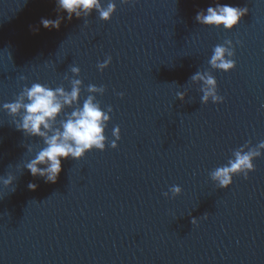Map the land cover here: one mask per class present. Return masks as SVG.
<instances>
[{"label":"water","instance_id":"1","mask_svg":"<svg viewBox=\"0 0 264 264\" xmlns=\"http://www.w3.org/2000/svg\"><path fill=\"white\" fill-rule=\"evenodd\" d=\"M217 2L249 11L232 30L196 21ZM116 3L105 21L95 10L68 20L56 0H0V105L33 82L70 90L64 77L76 65L81 105L95 84L106 86L95 94L101 107L113 108L105 150L63 159L55 183L24 168L43 141L0 109V176L16 178L0 183V264H264V154L228 188L209 175L234 149L264 140V0ZM58 16L59 30L40 23ZM226 39L236 60L228 72L208 64ZM197 71L216 77L223 102L201 103ZM172 185L182 187L175 197Z\"/></svg>","mask_w":264,"mask_h":264},{"label":"clouds","instance_id":"2","mask_svg":"<svg viewBox=\"0 0 264 264\" xmlns=\"http://www.w3.org/2000/svg\"><path fill=\"white\" fill-rule=\"evenodd\" d=\"M130 0H120L121 4H127ZM57 8L67 12V19L71 20L73 15L76 18L88 17L93 10L98 12L101 20H110L116 11V0H107L104 4L102 0H56ZM249 9L247 6H238L229 3L209 5L206 9L197 12L195 19L201 25L232 30L237 26ZM63 16L56 19L41 18L40 23L44 28L59 30ZM85 19V23H86ZM38 31V29H36ZM240 43V41H237ZM235 46L231 39L224 40L221 44H216L212 49V55L208 64L213 69L228 72L235 68L236 60ZM112 57L109 55L102 62L97 63V68L103 71L111 63ZM71 77L65 75L64 79L69 81L70 90L63 84L53 88L48 84L33 82L29 87L25 84L22 90L16 95L12 102H5L0 105V109L6 111L11 116L12 122L18 130H22L25 136L39 137L44 146L28 160L24 168L28 169L33 177H42L46 183H55L62 171V160L72 158L74 160L82 158L88 151L93 149L105 150L108 137L106 128L111 119L113 108L107 105L101 107L96 95H103L106 86L89 84L86 87L89 93L81 105V93L83 80L79 77L80 67L73 65L70 68ZM24 80L27 77L21 76ZM191 81H201L200 91L201 103H221L224 97L218 93V82L216 77L208 71H197L190 77ZM123 96L124 93H118ZM186 91L177 92V97L184 99ZM71 108L72 111H65ZM63 114V118L61 115ZM120 126L116 125L112 129L113 140L110 142L112 148L118 146L120 139ZM28 152H33V146L28 144ZM264 150V140L257 145L251 146V141L245 142L232 152L226 164L213 169L209 175L219 188H228L233 183L235 175H243L248 178L249 173L255 170L254 159L260 157ZM16 178L9 173L7 177L0 176V183L4 186L13 184ZM36 183L29 182L28 188L35 190ZM173 197L182 192L180 185H172L169 189ZM168 196L169 192H164ZM197 223V218L193 217L192 224Z\"/></svg>","mask_w":264,"mask_h":264}]
</instances>
